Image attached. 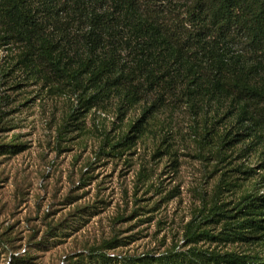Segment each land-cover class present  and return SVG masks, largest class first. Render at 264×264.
<instances>
[{
	"label": "rangeland",
	"instance_id": "rangeland-1",
	"mask_svg": "<svg viewBox=\"0 0 264 264\" xmlns=\"http://www.w3.org/2000/svg\"><path fill=\"white\" fill-rule=\"evenodd\" d=\"M19 51L0 46V145H20L0 155V264H12L24 250L31 264H122L118 260L179 253L178 262L168 263L190 264L192 249L264 254L260 237L242 240L234 225L220 216L207 223L199 212L210 199L205 208L216 200L232 209L246 190L264 195V170L249 179L235 171L221 175L224 162L197 144L192 128L200 122L183 107L161 109L121 154H104V138L116 141L142 106L121 118L114 104L72 111L77 93L30 74L17 61ZM215 129L237 131L229 117ZM231 161L226 168L255 167L259 158ZM203 229L217 237L199 234Z\"/></svg>",
	"mask_w": 264,
	"mask_h": 264
},
{
	"label": "trees",
	"instance_id": "trees-1",
	"mask_svg": "<svg viewBox=\"0 0 264 264\" xmlns=\"http://www.w3.org/2000/svg\"><path fill=\"white\" fill-rule=\"evenodd\" d=\"M4 45L18 47L17 61L30 74L77 93L72 111L114 104L121 118L142 106L116 141L104 138V154H121L161 109L183 107L200 122L192 128L197 144L224 162L221 175L235 171L249 179L255 169L264 170V0H0ZM224 117L234 120L236 132L216 131ZM238 144L243 146L232 156ZM19 146L0 145V155L18 152ZM251 154L259 158L256 168L243 163L226 168L233 158ZM259 176L264 179V173ZM210 202L199 209L207 223L220 216L240 239L264 241V195L246 190L232 209L216 200L205 208ZM199 234L217 237L209 229ZM180 254L118 261L170 264ZM30 258L24 250L9 263L31 264ZM187 258L190 264H264L259 253L192 249Z\"/></svg>",
	"mask_w": 264,
	"mask_h": 264
},
{
	"label": "built area",
	"instance_id": "built-area-1",
	"mask_svg": "<svg viewBox=\"0 0 264 264\" xmlns=\"http://www.w3.org/2000/svg\"><path fill=\"white\" fill-rule=\"evenodd\" d=\"M62 261V260H61ZM63 262V261H62Z\"/></svg>",
	"mask_w": 264,
	"mask_h": 264
}]
</instances>
